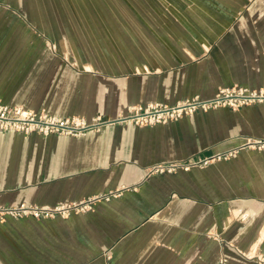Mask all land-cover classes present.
<instances>
[{"label": "crops", "instance_id": "obj_1", "mask_svg": "<svg viewBox=\"0 0 264 264\" xmlns=\"http://www.w3.org/2000/svg\"><path fill=\"white\" fill-rule=\"evenodd\" d=\"M230 85L264 91V0H0L7 104L108 119ZM246 138L264 139L263 103L79 136L0 131V205L96 198L7 217L0 264H264V153L148 172Z\"/></svg>", "mask_w": 264, "mask_h": 264}, {"label": "built area", "instance_id": "obj_2", "mask_svg": "<svg viewBox=\"0 0 264 264\" xmlns=\"http://www.w3.org/2000/svg\"><path fill=\"white\" fill-rule=\"evenodd\" d=\"M263 103L264 91L242 85L218 87L210 98H201L198 95L185 97L174 104L149 102L144 105H133L114 118H103L99 115L90 119L58 117L48 114L44 110L34 111L22 105L7 104L0 98V131H16L23 135L39 133L42 135L60 134L79 136L89 130L98 129L102 125L111 123L132 122L136 125H153L177 120L196 111H207L218 107L237 109L241 106ZM241 148L257 149L264 153V139L246 138L236 147L226 151H215L198 158L189 157L185 160L157 163L148 168L153 172H174L179 169H189L194 166H204L213 161L227 159L236 154ZM104 196V195H103ZM107 198V196H106ZM95 197L80 201L57 203L55 205H0V222L7 217L21 218L31 216L45 218L67 216L71 212H82L91 207ZM213 264H226V258L221 257Z\"/></svg>", "mask_w": 264, "mask_h": 264}, {"label": "rangeland", "instance_id": "obj_3", "mask_svg": "<svg viewBox=\"0 0 264 264\" xmlns=\"http://www.w3.org/2000/svg\"><path fill=\"white\" fill-rule=\"evenodd\" d=\"M31 109V108H30ZM32 110H34V111H41V110H44L45 112H47L48 114H51V115H55V116H58V117H69V118H85V119H90V118H87V117H84V116H81V115H69V116H59V115H56V114H54V113H50V112H48V111H46L45 110V108H33ZM93 117V116H92ZM94 130H96V129H94ZM33 133H35V132H33ZM39 134V133H38ZM42 135V134H41ZM49 135V134H48Z\"/></svg>", "mask_w": 264, "mask_h": 264}]
</instances>
